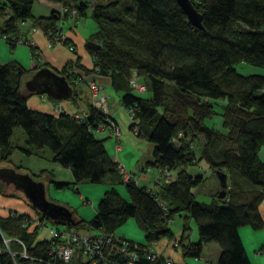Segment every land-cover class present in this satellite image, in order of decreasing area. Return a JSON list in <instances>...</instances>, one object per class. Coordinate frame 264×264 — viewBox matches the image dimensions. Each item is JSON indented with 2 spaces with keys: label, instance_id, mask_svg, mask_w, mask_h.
Listing matches in <instances>:
<instances>
[{
  "label": "trees",
  "instance_id": "1",
  "mask_svg": "<svg viewBox=\"0 0 264 264\" xmlns=\"http://www.w3.org/2000/svg\"><path fill=\"white\" fill-rule=\"evenodd\" d=\"M38 1L60 4L66 12L61 15V9L48 18H33V5ZM191 3L201 15L200 30L187 21L174 0H93L91 4L0 0V38L5 37L10 51L16 47L13 39L21 24L31 22L34 28L56 36L59 21L70 20L71 10H76L77 20L90 16L96 30L85 47L92 71L79 66L76 59L56 72L72 87L83 82L82 75L98 72L108 77L111 89L122 95L123 108L136 109L138 137L153 146L152 161L146 165L173 172L174 182L153 190L124 184L129 202L120 197L111 186L121 184L122 177L107 153L105 140L94 135L107 123V117L88 102L89 115L84 122L64 113L51 116L29 109L27 96L20 94L29 72L18 62L0 64V162L10 163L15 149L10 138L15 129H21L31 149L23 150L26 155L48 149L53 162L71 171L74 182H55V189L72 187L77 192L78 183L106 182L110 186L89 223L74 218L76 229L115 234L134 219L146 244L126 240L131 245L143 248L168 240L176 243L172 248L183 258L199 260L206 245L217 244L221 250L217 264H250L238 232L242 227L255 231L264 227L258 211L264 199V161L259 160L264 145V74L243 76L234 66L246 63L264 72V0ZM63 46L72 45L65 40ZM73 67L81 74L74 73ZM132 78L141 80L145 93L134 90ZM216 115L222 119L224 132L207 125ZM199 138L205 142L199 147L200 155L195 151ZM198 162L205 163L213 174L226 175L224 198L219 197L220 187L208 203L196 200L193 190L205 179L192 177L186 169ZM2 192L0 184V195ZM25 216L0 218V250H4V238H16L23 241L31 257L45 258L49 242L35 243L37 230L24 228ZM176 217L182 220L177 239L170 229ZM189 220L197 228L196 243L189 239ZM163 261L141 258L136 263L165 264ZM16 262L25 264L19 258ZM0 264L14 261L1 252Z\"/></svg>",
  "mask_w": 264,
  "mask_h": 264
},
{
  "label": "crops",
  "instance_id": "2",
  "mask_svg": "<svg viewBox=\"0 0 264 264\" xmlns=\"http://www.w3.org/2000/svg\"><path fill=\"white\" fill-rule=\"evenodd\" d=\"M85 2L91 4L93 0H85ZM36 3L38 4L37 6L38 8L37 10H34V5ZM36 3L33 5V9H32V17L36 19L37 18H48V16L51 14L52 11L58 12L62 9V6L60 4L55 5L49 2L46 3L45 1H38ZM6 18H8V16ZM78 23H79V20L74 21L70 18V20H66V21L61 20V23L58 24L59 28H61L63 38H65V40L69 42L70 46L72 45L74 51H70L67 47L61 44L60 46L58 45L49 46L50 41L45 37L44 33L41 30H38L36 32L33 31L30 27V22H26L25 24L19 27L20 32L17 36L21 40L31 41V42L33 41L35 43V48H31L28 45L27 46L17 45L14 48V50L10 51L8 49L9 46L7 42L4 41L2 38H0V64H6L7 62H18L26 71L29 72V75L26 78H24V80L22 81L21 83L22 87L20 89V94L23 96H27L28 98L26 105H28L29 109H32L39 113L42 112V113H45L51 116L58 115L55 112L56 110L60 111L59 114L64 113L70 116H74L75 114L80 113V112L88 113V103L90 102V93L87 90L86 80L95 81L101 87V91L103 92V94L105 93V95H107L106 96L107 101L110 100V98L112 97L111 94H114L116 96L118 95L119 101H120V97L122 95L120 93H115L111 89V80H109L108 77H102V76L96 75L95 73L94 74L92 73L86 76V78H84L82 83L76 82L75 86L72 87V92H73V89L76 92L75 97H73L74 96V92H73V95H72L73 100H62V101H56V102L53 100L51 101L46 95H43L41 93L40 94L36 93L35 90L32 91V89L30 88L29 82L32 80V77L37 73V71H39L40 68H47L49 70L51 69L54 71H58L60 73L61 69L66 64L72 63L77 59L79 62V66H81L82 68L84 67L86 70L92 71V67H93L92 59L87 51V48L85 47V43H86V40L89 38V36H91L95 31L92 32V34H90L88 31V33H86V36H85L78 31L76 27ZM39 65H44V66L39 68ZM119 104H120L119 108L124 114L127 115V118H128V113L121 105V101ZM110 107H111V104L109 103V108L107 111L108 113L107 123L99 127L96 130V133L94 134H97L98 132L99 135L103 137L99 139L106 140V137H104L105 136L104 132L108 130V134L110 135V137H112L115 140L116 146H115L113 155L115 154L116 156L117 154L119 155V153L122 151L119 145L120 137H121L120 130H119L120 128L119 121H123L124 119H123V114H121L118 110L115 113H113L112 111H110ZM110 123H113L116 129L118 130L119 136L117 138L115 134H112L110 132ZM129 130H130V125L128 127V131ZM22 136L23 138H25L23 133H22ZM136 138L138 139L139 144L140 142L145 141L141 137L136 136ZM11 142H12V139H11ZM133 146L138 151V154L134 153V150L130 149V152L128 151L123 152L122 154L123 159L125 158L134 159L133 156H139V157L141 156L142 152L140 151V147H138L137 144H133L132 147ZM41 152L38 155L32 154L31 157L40 156ZM108 155L111 156V158H113L117 162L120 159L118 158V156L114 157L110 155L109 153ZM149 157L145 161H142L141 163L138 162L135 166L136 168L134 170H131L132 174H134L137 180H139V185H138L139 187L140 186L147 187L148 183L150 182L151 176L142 175L145 172H148L149 170L154 169L153 167L151 168L146 165L148 162L152 161V150L150 151ZM51 159H52V156H51ZM52 163L54 164V167L57 169V171L60 174L66 171L65 175L68 178H66L65 181H68L69 179L73 181L71 171L69 169L61 168L55 162H53V159H52ZM0 169L10 170L7 167L2 166L1 162H0ZM206 169L209 170L208 167ZM136 173H138V175H141V176H136ZM30 180L33 181V183H37L32 178H30ZM152 180H153V177H152ZM71 181H68V182H71ZM3 183L4 182H0V184H3ZM60 183H64V182H60ZM78 189L79 188L77 185V190ZM16 192L20 193L18 190H16ZM216 192L218 191H215L209 194L210 195L209 199ZM20 194L22 195V193ZM23 198L26 200L27 203L25 202L24 199L20 200L19 198L12 199V198L0 196V218L3 219L4 217H7L8 216L7 214L10 212L12 213L16 212L20 215H33V213L35 214L39 213L32 208V206L30 205V203H28L25 196H23ZM258 211H259V214L261 215L263 225H264V199L260 203ZM181 231H182L181 227H180V231L177 234H174L172 231L175 239H177L181 235ZM238 234L241 239L242 246L245 249V253L249 260V263L250 264H264V227L262 230H258V231L252 230L249 227H242V229L239 230ZM121 238H125L127 241H130L129 238H127V236L124 234L122 235ZM162 242L164 241L162 240L155 244L154 251L158 252L160 256H162L163 258L172 257L173 261L176 264H199V262L187 263V261L183 259L181 253L177 255L178 250H174L172 248V242L167 241V243L164 245L161 244ZM203 250L204 251L200 259L196 261H202L203 264H206V263L217 264L218 262L217 259L221 252L218 245L217 244L206 245L203 248Z\"/></svg>",
  "mask_w": 264,
  "mask_h": 264
},
{
  "label": "rangeland",
  "instance_id": "3",
  "mask_svg": "<svg viewBox=\"0 0 264 264\" xmlns=\"http://www.w3.org/2000/svg\"><path fill=\"white\" fill-rule=\"evenodd\" d=\"M80 1L85 2V0H79V2ZM37 6L38 4L36 3L34 5V10H37L38 8ZM88 15H89V11H88ZM76 27L78 31L85 36H86V33H88V31L90 34H92V32L96 30V26L93 20L90 18V16L85 17V18H80L79 23ZM234 69L236 70L238 74H241L243 76L264 74V72L260 68H254L252 66H249L246 63L236 64L234 66ZM83 77H86V76L82 75V78ZM139 81L141 82V80ZM103 95L105 97L107 96L105 95V93ZM111 96L112 97L110 98V100L107 101L108 108H109V103H110L111 104L110 111L115 113L118 110L121 114H123L124 120L119 121L120 123L119 130L121 134L119 145L122 151L119 153V155L118 154L116 156L115 154L113 155L116 145H115V140L112 137H110V135L108 134V130L104 132L105 134L104 137H106V140H105L106 149L110 155L114 157L118 156V158H120L118 163L123 164L126 170L131 173L132 172L131 170H134L136 168L135 166L138 162L141 163L142 161H145L150 156V151L152 150L153 146L152 144H149L145 141L140 142L139 144L138 139L136 138L134 133H132L130 130L128 131V127L130 125L129 118H127V115L124 114L119 108V105H120L119 97L118 95L116 96L114 94H111ZM221 124H222V119L217 115L213 118V120H211L210 122H207V125L209 127L215 130L217 129L220 132H224V130L221 127ZM94 135L98 138H103L101 137V135H99L98 132L97 134H94ZM11 139L15 145V149L13 150L9 158L10 163L8 164L1 163L2 166L7 167L8 169H10V171L11 169L16 171L15 173L20 176L28 175L29 178L34 179L35 182L43 186V191H45L46 201L53 203V204H57L59 206H62L68 209L73 214V218H75L77 221L82 220L84 222L89 223L90 220H92L96 216L97 205L99 204L101 197L103 196L105 192L110 190V186L106 182L100 183L99 185H93L90 183H78L77 185H78L79 191L77 192H75L72 189V187H69L63 190L55 189L54 188L55 182H64L66 184V183H73L74 181H71V179L68 180L71 182L65 181L66 178H68L65 175L66 171L61 174L57 171V169L54 167V164L52 163L51 152L48 149H43L40 156L31 157V156L26 155V153L23 150H29L28 149L29 146L26 144V139L23 138L22 136L21 129H15ZM198 141L199 142L198 144H196L195 151L197 152V154L200 155L201 152H200L199 147L204 146L205 142L203 141L202 138H199ZM133 144H137V146L140 147V151L142 152L141 156L140 157L133 156L134 159L132 158L123 159L122 158L123 152L125 151L130 152V149L134 150V153L138 154V151L136 150V148L134 146L132 147ZM259 160L264 161V145L261 147V150L259 153ZM206 168L207 166L205 163L198 162V165L191 166L186 169L187 173L191 175L192 177L202 176L205 179L202 186L197 187V189L193 190V194L194 196H196V200H198L201 203H208L209 196H210L209 194H211L212 192L218 191L221 187V185L219 184L217 175L211 173L210 170H207ZM148 172H145L142 175L151 176L153 173L152 170H149ZM136 176H141V175H138V173H136ZM0 179H2V177H0ZM4 179L6 180V183L1 184L3 194L0 196L12 198V199L19 198L20 200H23L24 192L18 189V188H23V185H24L23 182L21 183L13 179L11 180L9 179L8 176H6V178ZM51 181L53 182L51 183ZM152 184H153V180L151 177L150 182L148 183L147 187L148 188L151 187ZM111 187L115 188V190L118 192L120 197L122 196L124 199L127 200V202H129L127 191L123 183L116 184ZM16 190L22 193V195L16 192ZM45 224H46V227L39 228L36 231L35 243L38 241L40 242V241L51 240L52 235L50 233V230H55L57 228L62 230L66 227L62 224H57V225L52 224L50 220H45ZM181 224H182V220L181 218H178V217H176V219H174V221L171 223L170 229H172L174 234H177L180 231ZM188 225L191 228V230L188 233L189 239L192 242L196 243L198 241L197 228L195 227L193 220H189ZM78 231L84 233L86 230L79 229ZM121 234L126 235L127 238H129V240L132 242H137L141 245L146 244V241L144 240V234L142 231H140L134 219L133 220L129 219L126 223H124L121 227H119L116 230L117 236L122 237ZM167 241H164L161 244L164 245L167 243ZM3 248L5 251H7L4 245H3ZM14 248L13 246L9 245V249L11 253H15L14 250L16 248L15 249ZM180 253L181 252L178 251L177 255ZM183 259L187 261V263L189 262L190 263L199 262V264L202 263V261H196L195 259H192V258H183Z\"/></svg>",
  "mask_w": 264,
  "mask_h": 264
},
{
  "label": "built area",
  "instance_id": "4",
  "mask_svg": "<svg viewBox=\"0 0 264 264\" xmlns=\"http://www.w3.org/2000/svg\"><path fill=\"white\" fill-rule=\"evenodd\" d=\"M66 12L65 9L61 10V15ZM60 15V16H61ZM72 20H77L76 10L73 9L69 14ZM61 23V20L59 24ZM21 24L20 26H22ZM30 27L33 31H38L33 27L30 22ZM58 35L53 36L51 32L45 34V37L50 41L49 46L63 45L65 38H63L61 28L57 25L56 27ZM5 41V37L2 38ZM15 45H25L31 48H35V43L32 41L21 40L18 37L13 39ZM70 51H73L72 46L68 48ZM76 61V60H75ZM74 61V62H75ZM72 71L74 73H80L77 68L73 67ZM98 75V72L95 73ZM83 77L81 80L83 81ZM87 81V82H86ZM87 90L90 93V102L92 108L104 115L108 116V102L107 97L102 94L101 87L92 80H86ZM130 84L136 90L137 93H145L146 89L143 85L140 84L139 80L132 78ZM57 114L60 113L59 110L55 111ZM128 113V118L130 122L131 129L130 131L134 133L135 136H138V122L135 120V114L137 113L134 107H130L126 110ZM74 119L79 122H84L88 118V113H77L74 116ZM107 121V120H106ZM110 132L115 134L116 138L119 136L118 130L116 129L113 123H110ZM180 138V137H179ZM113 159V158H112ZM113 162L116 164L117 171L119 176L122 177L123 184H131L139 187V180L135 177L132 172H128L123 164H119L113 159ZM153 184L151 187H145L148 190H153L155 186H161L164 184H169L175 181V175L173 172H170L167 169H156L152 170ZM140 187V188H142ZM164 212V209H163ZM11 218L18 217L20 214L16 212L8 213ZM165 216V215H164ZM49 220V219H46ZM52 224H60L50 220ZM168 223H171L169 221ZM24 228L29 232L38 230L39 228L46 227L45 219L39 214L26 215L23 219ZM66 226L65 224H62ZM52 235L47 249L45 250L44 257H31L27 252V247L22 240L19 239H3V245L7 251L0 250V253H6L13 259L14 264H18L16 259L19 258L25 262V264H137L136 262L139 259H144L145 261L154 262L158 259H162L158 252L154 251L155 244L147 245L143 248L138 247L136 244H129L125 238H121L116 235V233L108 234L104 231L90 230V232H80L74 226L68 225L64 229L60 230L59 228L55 230H50ZM9 245L16 247L14 250L15 253H11ZM176 243L172 244L173 248H176ZM165 264H176L173 261L172 257L163 258Z\"/></svg>",
  "mask_w": 264,
  "mask_h": 264
},
{
  "label": "water",
  "instance_id": "5",
  "mask_svg": "<svg viewBox=\"0 0 264 264\" xmlns=\"http://www.w3.org/2000/svg\"><path fill=\"white\" fill-rule=\"evenodd\" d=\"M174 1L177 6H179L181 11L184 12L187 21L190 22L195 29H202L201 15L195 11L191 0ZM87 46H89V44ZM29 83L32 91L35 90L36 93L46 95L51 101L53 100L56 102L62 100H73L72 86L69 82H67L65 77L59 76L54 70L40 68ZM216 175L219 180V184L221 185L219 197L224 198L226 195L224 190L227 187L226 175L222 173H218ZM6 176L15 181H19V179H21L24 185L23 188L18 189L24 192V196L28 203H30L32 208L39 212L45 220L49 219L65 225H75L73 214L68 209L45 200V191H43L42 185L33 183L29 177L20 176L13 170L10 171L7 169H0V177H2L0 182L6 183V180L4 179Z\"/></svg>",
  "mask_w": 264,
  "mask_h": 264
},
{
  "label": "flooded vegetation",
  "instance_id": "6",
  "mask_svg": "<svg viewBox=\"0 0 264 264\" xmlns=\"http://www.w3.org/2000/svg\"><path fill=\"white\" fill-rule=\"evenodd\" d=\"M19 181L22 182L21 179H19Z\"/></svg>",
  "mask_w": 264,
  "mask_h": 264
},
{
  "label": "bare ground",
  "instance_id": "7",
  "mask_svg": "<svg viewBox=\"0 0 264 264\" xmlns=\"http://www.w3.org/2000/svg\"><path fill=\"white\" fill-rule=\"evenodd\" d=\"M10 216V215H9Z\"/></svg>",
  "mask_w": 264,
  "mask_h": 264
}]
</instances>
